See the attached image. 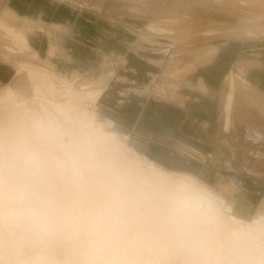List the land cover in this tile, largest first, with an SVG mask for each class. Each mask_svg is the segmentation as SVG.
Wrapping results in <instances>:
<instances>
[{
    "label": "rangeland",
    "instance_id": "1",
    "mask_svg": "<svg viewBox=\"0 0 264 264\" xmlns=\"http://www.w3.org/2000/svg\"><path fill=\"white\" fill-rule=\"evenodd\" d=\"M213 2L214 0H0V17L3 16L0 18V60H4L2 64L0 63V68L13 75L2 89L4 94L0 95V103L9 96L17 97L18 101L15 102L18 115L14 123L7 134L0 136V148L3 149V154L11 159L24 158L31 165L41 162L43 156L51 155L38 152L35 148L39 146L29 141L27 133L22 130L27 117L32 112V106L29 108L23 104L24 100L33 99L34 88L28 75L31 70L41 72L50 80V89L53 94H49L48 97L52 98L51 104L63 105L72 98H84L81 104L82 109L88 114L95 113L97 116L95 122L88 118L85 123H93L92 129L101 128L110 140L109 151L99 153L91 168L83 167L79 170L77 179L80 183L75 186L78 195L61 196L62 185L57 181L47 184L45 193L36 202L20 210L1 208L0 243L2 240L15 236L30 216H41L47 225L58 230L54 235L62 241L61 246L65 250L64 263L79 264L87 253L84 243L87 242L85 238L90 236L87 230L92 225L91 215L105 206H109L112 211L109 225L114 232L117 233L115 231L117 229L120 234L126 231L131 232L130 229L137 226V223L126 222L125 214L129 211L128 202L114 184L110 175L111 169L104 166L105 162H120L122 156L131 155L151 177V183L136 199V207L133 210L135 214L133 220L139 214L146 219L140 234L145 237V241L151 239L150 248L147 249L149 253H143L142 258L147 257L150 264H167L173 258L175 249L170 248L169 238L174 232L169 229L167 216L154 210L155 205L162 206L161 198L154 195V190L158 187L173 189L192 176L194 185H198L201 190H206L218 201L217 204L221 206L224 217L231 216L230 212H233L232 226L240 228L245 235L248 248L237 247L231 251L229 258L232 259V263L264 264V219L253 224L238 219L226 197V194L233 197V192L222 191L219 187L228 185L233 190L234 168L230 160L212 159L201 154L194 147L181 146L185 160L199 163L202 167L200 172L204 174L192 173V169L195 170L193 164L191 171L176 174L146 158L133 141L129 142L132 133L129 125L126 121L120 122L119 111L124 102L135 95H148L155 92L154 81L147 83L145 87L138 83L139 75H135L130 70V65L126 63L128 57L135 55L150 59L154 63L162 60L159 62L163 68L162 79L158 84L160 86L163 84V87L158 85L157 93L164 95L171 90H180L181 85L176 83L191 73L197 65L202 64L187 56L188 49L201 45L213 47L222 39L231 42V45L233 43L246 45L264 38V35L242 38L222 34L193 43L192 37L182 40L175 34H167L163 31L161 22L169 17H182L189 20L203 18L242 21L237 15L213 9ZM210 27L205 24L196 29L201 31ZM12 31H15L16 35ZM18 35L29 37L30 43L33 42L37 46L35 49L40 56L38 57L26 43L20 44L17 40ZM143 37H148L153 44L144 41ZM81 52L89 53L90 60L79 59ZM47 60L54 63L58 61L67 63L70 66L71 76L68 81H65L61 71L44 64ZM178 60L187 64L186 69L178 74L170 75L171 65ZM81 62L95 68L94 74L105 76L106 85L92 79V76L88 75L89 72L82 75L76 74V72L85 71L76 67V64ZM134 84L138 85L134 86ZM106 86L108 91L111 94L114 93L117 98L108 95ZM6 112L5 108L0 109V115ZM40 113L46 117L45 121H48L47 111ZM64 124L69 135L59 136L57 140L65 139L67 142H55L52 145L54 148H74L75 143H68V139L77 140L80 137V131L86 128L68 125L67 122ZM118 125L125 132L122 133ZM66 155L78 157L82 154L68 152ZM210 167L216 174L211 176L207 174L208 170L205 169ZM205 177L208 180L204 179ZM79 196L83 200L81 206L77 203ZM261 204L259 207L250 209L251 214L257 215L258 212H264V201ZM183 222L186 225L189 223L185 218ZM128 243L129 241L123 242L125 246ZM182 262V258H179L176 264H183ZM0 264H16L10 260L5 244H0Z\"/></svg>",
    "mask_w": 264,
    "mask_h": 264
},
{
    "label": "bare ground",
    "instance_id": "2",
    "mask_svg": "<svg viewBox=\"0 0 264 264\" xmlns=\"http://www.w3.org/2000/svg\"><path fill=\"white\" fill-rule=\"evenodd\" d=\"M17 40L20 44L26 43L38 57L40 56L35 49L37 46L33 42L30 43L29 37L18 35ZM3 61L0 60V63ZM44 64L61 71L65 81L71 77L69 65H57L48 60ZM28 75L34 88L33 99H26L23 104L29 108L32 106V112L22 130L27 133L29 141L39 146L35 148L38 152L51 155L43 156L41 162L31 165L24 158H8L0 148V209L20 210L36 202L45 193L47 184L57 181L62 185L61 196L78 195L75 186L80 183L77 179L79 170L83 167L91 168L99 153H106L110 149V140L101 128L92 129L93 123H85L88 118L95 122L97 116L82 109L84 98H72L63 105L51 104L52 98L48 97L49 94H53L50 80L37 70L29 71ZM11 77H13L11 73L0 68V95L4 94L2 89ZM16 99L17 97L9 96L0 103V109L5 108L7 111L0 115V136L7 134L18 115ZM46 111L48 121H45L46 117L40 113ZM64 122L68 125L86 127L80 131L77 140L68 139V143H75L74 148L52 146L55 142H67L65 139L57 140L59 136L69 135ZM68 152L82 155L68 156L66 155ZM104 166L111 169L110 175L114 184L128 202L126 222H136L137 226L130 229L131 232L120 234L117 229L115 233L109 225L112 213L109 206L93 212L92 225L87 230L90 236L87 235L85 238L87 242L84 243L87 253L79 264H150L147 257L142 258L143 253H149L147 249L151 245V239L145 241V237L140 234L146 219L139 214L133 220L135 216L133 210L136 207V199L151 183V177L131 155L122 156L120 162H105ZM192 181L193 177L190 176L183 184L173 189L158 187L154 190V195L162 201V206L155 205L154 210L167 216L169 229L174 232L169 240L170 248H174L175 251L167 264H176L179 258H182L183 264H233L229 258L230 252L237 247L248 248L245 235L240 228L232 226L233 212H230L231 216L224 217L221 206L217 204L218 201L212 194L199 189ZM77 203L79 206L83 204L80 196ZM184 218L189 222L187 225L183 222ZM56 231L58 230L47 225L41 216H30L15 236L2 240L0 244H5L10 260L16 264H65L63 258L65 250L61 246L62 241L54 235ZM125 241H129L127 246L123 244Z\"/></svg>",
    "mask_w": 264,
    "mask_h": 264
},
{
    "label": "crops",
    "instance_id": "3",
    "mask_svg": "<svg viewBox=\"0 0 264 264\" xmlns=\"http://www.w3.org/2000/svg\"><path fill=\"white\" fill-rule=\"evenodd\" d=\"M212 8L237 15L242 21L169 17L161 22L162 29L182 40L192 37L193 43L222 34L242 38L264 35V0H214ZM205 24L211 27L196 29ZM143 39L153 44L148 37ZM186 54L202 64L176 83L181 85L180 90L164 95L157 93L162 60L154 63L135 55L128 57L126 63L139 75L138 83L144 86L154 81L155 92L135 95L124 102L120 122L129 125V142L133 141L146 158L176 174L191 171L192 164V173L204 174L199 163L185 160L181 146L194 147L212 159L230 160L234 168L233 190L228 185L219 187L233 192V197L225 194L236 217L253 224L264 219V212L253 215L250 211L264 201V38L246 45H231L222 39L213 47L194 46ZM80 56L81 60H90L87 52ZM56 64L68 65L59 61ZM186 66L178 60L169 73L178 74ZM76 67L85 70L76 74L89 72L92 79L106 85V77L94 74L91 65L81 62ZM106 91L117 98L107 86ZM205 170L209 176L216 174L212 167Z\"/></svg>",
    "mask_w": 264,
    "mask_h": 264
}]
</instances>
